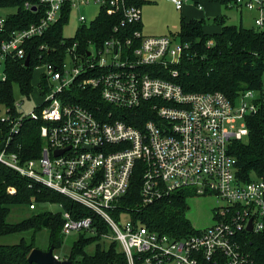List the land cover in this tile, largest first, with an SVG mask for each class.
<instances>
[{
    "label": "built area",
    "instance_id": "obj_1",
    "mask_svg": "<svg viewBox=\"0 0 264 264\" xmlns=\"http://www.w3.org/2000/svg\"><path fill=\"white\" fill-rule=\"evenodd\" d=\"M41 1L46 8L38 20L12 29L1 40L3 64L8 55L25 57L28 39L44 35L59 18L65 0ZM69 1L71 9L97 2L109 13H120L121 25L141 20L137 0ZM171 1L181 9L186 0ZM229 4L254 11L253 26L264 29V0ZM78 18L83 23L85 15ZM4 20L0 16V30ZM76 44L66 47L59 62L35 65L42 66L40 103L24 112L23 97L29 95L20 94L12 110L0 111V163L78 205L70 211L61 202L43 204L61 208V237L98 236L100 247L116 242L126 264H256L244 231L264 230V176L240 180L229 146L247 140L249 115L264 116V73L259 89L245 90L231 101L219 91H184L161 76L164 70L177 73L172 65L188 47L177 34H145L134 28L130 34L114 33L100 45L90 43L84 52ZM0 77L5 78L2 71ZM83 98L95 100L96 106L77 101ZM146 115L151 117L140 126L129 123ZM26 120L40 123L42 140L39 155L29 159L17 142ZM136 167L142 173L140 205L179 191L213 195L221 201L213 210V223L175 238L132 218L121 205ZM36 204L31 199L29 210ZM53 256L67 260L55 249Z\"/></svg>",
    "mask_w": 264,
    "mask_h": 264
},
{
    "label": "trees",
    "instance_id": "obj_2",
    "mask_svg": "<svg viewBox=\"0 0 264 264\" xmlns=\"http://www.w3.org/2000/svg\"><path fill=\"white\" fill-rule=\"evenodd\" d=\"M151 0H137L142 6ZM199 4L201 0H192ZM229 4L230 0H212ZM26 3L30 4L27 5ZM0 7H14L6 14L4 26L0 30V42L8 37L15 28L25 27L38 20L45 11L46 2L41 0H0ZM70 1L65 0L59 18L53 22L42 36H34L25 43V55H29L28 63L25 57L8 55L4 59L3 74L0 77V111L13 109L15 101L14 86L19 94L29 95L32 91L33 68L40 61L59 62L66 47L76 41L80 51L90 44L100 45L102 41L114 33L130 34L134 28L142 29L141 20L120 24V13H109L103 6L88 23H81L72 36L62 34L63 24L70 12ZM220 25L215 31L204 29V17L186 18L180 16L178 36L188 43L182 58L172 65L177 73L172 76L164 70L161 76L172 79L184 91L207 92L219 91L229 100L234 101L245 90H256L261 87L264 73V29L253 26L226 22L225 15L212 17ZM118 30H114V26ZM211 42L208 43V40ZM45 44V47H40ZM45 85V84H44ZM88 108H94L97 102L91 99H77ZM150 115L141 116L136 126L142 125ZM39 122L26 120L21 126L17 140L23 158L29 159L39 155L42 140L38 136ZM248 138L246 141L235 140L229 146V152L236 159V176L246 182L252 178L264 176V116L256 112L246 118ZM139 164V163H138ZM138 167V166H137ZM135 169L130 181V188L122 201L121 208L126 209L135 218L152 230L179 238L188 233H194L190 221L185 215L187 193L174 192L148 205H140L139 189L142 183V173ZM11 186L14 193H9ZM36 201V208L30 214L18 220L10 219L13 209H20ZM46 202H61L70 211L78 205L63 195L20 175L13 169L0 163V237H17L13 242L0 243V264H36L27 261L33 248L46 250L49 246L56 249L62 242L60 229L62 218L60 212L43 209ZM29 209V208H28ZM80 209V207H79ZM73 213V212H72ZM106 231V226H101ZM46 231L47 247L43 249L36 243V234ZM246 247L253 254L256 264H264V230L259 233L244 231ZM98 236H85L80 233L72 241L67 260L76 264H126L123 254L118 250L116 242L107 247L96 244L93 253H87L84 248L95 243Z\"/></svg>",
    "mask_w": 264,
    "mask_h": 264
},
{
    "label": "rangeland",
    "instance_id": "obj_3",
    "mask_svg": "<svg viewBox=\"0 0 264 264\" xmlns=\"http://www.w3.org/2000/svg\"><path fill=\"white\" fill-rule=\"evenodd\" d=\"M186 3V4H185ZM185 5H192L197 11H200L197 8V5L194 4L191 0H186ZM183 4V7H184ZM182 9L176 8L174 3L171 0H151L149 2H144L141 6V23H142V32L145 34L150 33H172L178 34L179 31V20L182 14ZM14 7H0V16H5L6 14L12 12ZM99 3L89 2L86 4H79L73 6L68 14L67 21L63 24L62 34L64 36H72L76 28L82 22L79 20L78 16L80 13L85 15L84 22H89L95 15L98 13ZM243 19L242 24L244 26L253 25L251 16L252 11L246 8L242 9ZM228 18L226 22L238 24L239 15L234 8H229L227 10ZM204 29L207 31H212L216 28V22L212 20V17L205 16ZM1 60V59H0ZM3 62L0 63V71L3 72ZM42 73V66L33 68V78H32V91L29 94V97H23V103L20 110L28 112L32 110L38 103L41 102L42 97L37 89V83ZM15 100L20 99L19 92L16 85L14 86ZM187 193V192H184ZM221 201H217V198L213 195H193L187 193V210L185 212L186 217L190 221L191 225L195 229H203L208 227L213 223V210L217 207ZM42 207H46L52 212H60L61 208L56 204H45ZM32 211L29 210L26 206L20 207V209H13L10 219L18 220L20 217L30 214ZM75 235L70 234L67 237H62V242L55 249V252L62 258H67L70 253L71 243ZM17 237L1 236L0 243H9L13 242ZM36 243L39 247L46 249L47 247V238L46 231L41 230L36 234ZM101 243L97 241L87 245L84 250L87 253H93L95 250L96 244ZM107 247V243L103 245Z\"/></svg>",
    "mask_w": 264,
    "mask_h": 264
},
{
    "label": "crops",
    "instance_id": "obj_4",
    "mask_svg": "<svg viewBox=\"0 0 264 264\" xmlns=\"http://www.w3.org/2000/svg\"><path fill=\"white\" fill-rule=\"evenodd\" d=\"M185 4H184V7L182 6L183 7L182 14L186 18H201V17H204V19H205L206 15L210 18V17H214V16H217V15H220V14H224L225 15V19L227 20V18H228L227 10L232 7V8H234L236 10V12L239 15L238 24H242V19H243V11H242V9L243 8H240V7L236 6V5H232V4H226L225 5V4L217 2V1L201 0L199 2V4L201 5V8H199L197 6V8L200 11H197L194 7H192V5H188V4L185 5ZM253 15H254V11H252L251 19L253 18ZM252 22H253V19H252ZM215 24H216V28L214 30H212V31L218 30L220 28V25L218 23H215ZM251 26H253V25H251ZM142 30H143V28H142ZM150 34H156V33H150Z\"/></svg>",
    "mask_w": 264,
    "mask_h": 264
},
{
    "label": "water",
    "instance_id": "obj_5",
    "mask_svg": "<svg viewBox=\"0 0 264 264\" xmlns=\"http://www.w3.org/2000/svg\"><path fill=\"white\" fill-rule=\"evenodd\" d=\"M29 55L25 56L24 62L25 64L28 63ZM62 151H57L56 153L59 154ZM247 230L251 231V220L248 222ZM27 261L29 263H36V264H76L71 262L70 260H57L53 256V246H49L48 249L42 250L39 248H33L30 253L28 254Z\"/></svg>",
    "mask_w": 264,
    "mask_h": 264
}]
</instances>
